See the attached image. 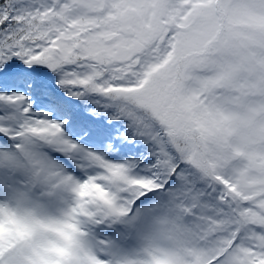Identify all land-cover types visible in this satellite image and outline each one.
<instances>
[{
	"label": "snow or ice",
	"instance_id": "1",
	"mask_svg": "<svg viewBox=\"0 0 264 264\" xmlns=\"http://www.w3.org/2000/svg\"><path fill=\"white\" fill-rule=\"evenodd\" d=\"M0 264H264V0H0Z\"/></svg>",
	"mask_w": 264,
	"mask_h": 264
}]
</instances>
